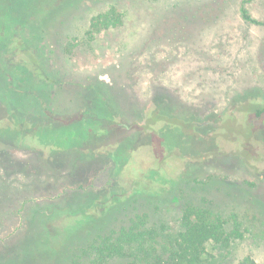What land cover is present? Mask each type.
I'll return each mask as SVG.
<instances>
[{"label":"rangeland","instance_id":"rangeland-1","mask_svg":"<svg viewBox=\"0 0 264 264\" xmlns=\"http://www.w3.org/2000/svg\"><path fill=\"white\" fill-rule=\"evenodd\" d=\"M34 1L0 0V17L24 18ZM56 1H65L63 10L38 13L35 26L51 39L45 61L60 81L52 109L73 114L89 106L85 111L109 121L100 108L106 97L117 120L134 127L122 131L125 137L142 143L128 147L134 168L140 158L162 161L163 175L180 182L175 192L171 184L152 202L136 204L137 211L176 231L183 203L210 207L230 220L228 227L236 220L244 235L229 248L209 244L200 264H240L248 255L264 264V123L253 131L248 113L251 103L264 104V0ZM111 6L122 14L121 25L88 40L90 19ZM242 6L259 24L242 19ZM157 115L165 118L159 124ZM81 125L91 146L112 141V131ZM74 135L70 127L44 138L57 147ZM33 159L0 145V264H61L54 251L69 234L68 226L58 230L65 216L54 208L72 212L87 203ZM110 168L93 174L86 189L106 185Z\"/></svg>","mask_w":264,"mask_h":264},{"label":"trees","instance_id":"trees-1","mask_svg":"<svg viewBox=\"0 0 264 264\" xmlns=\"http://www.w3.org/2000/svg\"><path fill=\"white\" fill-rule=\"evenodd\" d=\"M71 2V6L77 4V1ZM34 3L38 5L33 9L27 5L29 14L24 18L0 17V145L5 149L31 152L39 167L50 169L51 174L55 172L56 177L68 182L73 192L80 191L86 197L87 203L79 210L54 208L65 216L58 230L68 226L69 234L60 249H55L54 256L61 264H200L209 244L229 248L241 240L244 233L236 220L228 227L230 220L222 213L190 201L181 206L176 231H170L164 222L152 223L147 213L137 211L136 204L152 202L167 192L171 184L175 192L180 182L163 175L162 161L155 162V166L140 158L134 168L133 152L129 153L128 147L132 143L134 151L142 143L138 142L139 137H125V132L134 127H126L117 120L106 97L100 108L107 115L110 113L109 121L100 120V114L85 111L89 106L73 114H60L52 109L53 101L60 95L55 88L60 81L50 74L45 61L43 46L48 47L47 42L51 45V39L43 32L37 34L35 26L42 16L38 13L60 12L65 1L37 0ZM240 14L246 22L259 24L244 6ZM121 23L122 14L111 6L90 19L85 36L92 40L96 34ZM93 103H97L96 99ZM248 108L249 121L256 131L264 123V104L253 102ZM163 119V115H157L153 123L159 124ZM84 121L92 122L94 128L103 133L112 131V141L91 146L90 131L84 132L81 125ZM151 126L145 128L138 124L137 129ZM70 127L75 128L74 141L66 136L64 144L56 147L44 138L53 132L63 135ZM170 129V133L175 132L174 128ZM106 165L111 167L108 171L112 174L107 184L95 192L86 189L88 179ZM118 218L121 220L112 224V220ZM46 231V227L40 229L37 237L46 236ZM59 231L51 236L54 243L60 239ZM240 264L256 262L248 255Z\"/></svg>","mask_w":264,"mask_h":264}]
</instances>
